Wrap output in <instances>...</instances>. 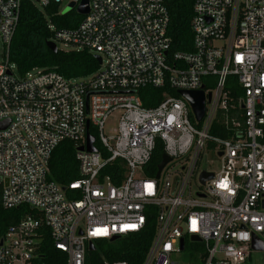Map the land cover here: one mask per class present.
Wrapping results in <instances>:
<instances>
[{
	"label": "built area",
	"instance_id": "2783aa9c",
	"mask_svg": "<svg viewBox=\"0 0 264 264\" xmlns=\"http://www.w3.org/2000/svg\"><path fill=\"white\" fill-rule=\"evenodd\" d=\"M30 1L64 13L62 0ZM20 6L0 0V205L36 213L7 227L0 264H43V229L65 264H85L89 243L136 234L151 217L141 264H245L264 233V0H193L192 50L176 52L163 0H88L75 27L48 25L57 50L100 57L77 79L17 72L9 45ZM147 86L177 96L145 107L136 93ZM179 90L202 91L200 119ZM88 134L95 151L85 149ZM63 140L75 145L78 172L67 191L47 178ZM159 146L169 160L150 177ZM203 158L217 168L199 169ZM116 161L118 183L105 172ZM202 172L212 177L201 181Z\"/></svg>",
	"mask_w": 264,
	"mask_h": 264
},
{
	"label": "trees",
	"instance_id": "16d2710c",
	"mask_svg": "<svg viewBox=\"0 0 264 264\" xmlns=\"http://www.w3.org/2000/svg\"><path fill=\"white\" fill-rule=\"evenodd\" d=\"M169 22L167 34L170 37V52L191 51L192 32L190 21L193 15V0H163ZM74 9L59 13L57 3L38 7L30 0H21L19 18L9 45V59L19 74L32 68L53 70L66 79L85 78L94 73L99 63L87 49L50 51L46 41L51 38L49 24L56 27L73 28L82 19ZM168 93L177 96L174 90L166 88L144 87L137 90V95L145 107L157 105ZM163 154L162 147H156L146 166V173L153 177L156 166ZM122 167L116 161L108 166L111 180L118 183L122 177ZM78 177L75 145L70 140H63L52 151L48 160L47 178L67 191L70 181ZM27 213H36L27 205L4 209L0 205V237L7 227L16 223ZM43 241L39 253V262L43 264H65L66 255L56 249L46 229H43ZM154 233V219L147 220L142 231L119 237L115 240H99L94 243V250L86 251L85 264H103V261L122 260L127 264H141Z\"/></svg>",
	"mask_w": 264,
	"mask_h": 264
},
{
	"label": "water",
	"instance_id": "95a60500",
	"mask_svg": "<svg viewBox=\"0 0 264 264\" xmlns=\"http://www.w3.org/2000/svg\"><path fill=\"white\" fill-rule=\"evenodd\" d=\"M72 7L70 9H72ZM74 10L80 15H85L88 12V0H80L79 4L74 8ZM64 12H66V11H64ZM46 46L52 52L57 51L56 45L51 41H46ZM94 57L98 61V63H100V61H101L100 57L98 55H94ZM178 93L188 101L195 117L197 119H200L202 114H203V110H204V97H203L202 91L201 90H198V91L179 90ZM82 149H83V147L79 148V150H82ZM85 149L87 151H95L96 150L95 147L93 146V138L89 134L86 137ZM168 160H169V157H167L165 154L161 156V160L156 166V177L158 176L159 171L161 170L163 165ZM211 177H212L211 173L202 172L200 175V180L204 181L205 179H208ZM117 238H118L117 236H114L110 239V241L115 240ZM192 239H196V238L193 237ZM181 244H182V241H181ZM94 248L95 247L92 243L88 244V250L89 251L94 250ZM251 248L253 250H263L264 249V233L260 237H253L252 242H251Z\"/></svg>",
	"mask_w": 264,
	"mask_h": 264
},
{
	"label": "rangeland",
	"instance_id": "374dc122",
	"mask_svg": "<svg viewBox=\"0 0 264 264\" xmlns=\"http://www.w3.org/2000/svg\"><path fill=\"white\" fill-rule=\"evenodd\" d=\"M72 6H73V3L68 2L67 0H62V2L60 3V7L64 11L69 10ZM58 48L66 49L61 44H58ZM0 49H1V43H0ZM110 126H111L110 121H107V123L105 125V129L106 130L109 129ZM204 167L210 168V169L217 168L216 167V163L209 161L208 158H203L198 163V168L199 169H202ZM187 256L188 255H187L186 252L181 253V259H184ZM245 264H264V249L263 250H252L251 253H250V259H248Z\"/></svg>",
	"mask_w": 264,
	"mask_h": 264
},
{
	"label": "crops",
	"instance_id": "0c3cea01",
	"mask_svg": "<svg viewBox=\"0 0 264 264\" xmlns=\"http://www.w3.org/2000/svg\"><path fill=\"white\" fill-rule=\"evenodd\" d=\"M249 259H250V256H249Z\"/></svg>",
	"mask_w": 264,
	"mask_h": 264
}]
</instances>
